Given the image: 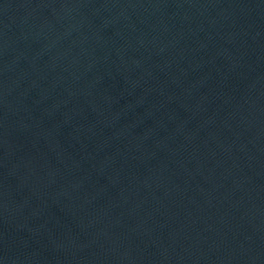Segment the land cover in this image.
<instances>
[{"label":"water","instance_id":"obj_1","mask_svg":"<svg viewBox=\"0 0 264 264\" xmlns=\"http://www.w3.org/2000/svg\"><path fill=\"white\" fill-rule=\"evenodd\" d=\"M0 264H264V0H0Z\"/></svg>","mask_w":264,"mask_h":264}]
</instances>
